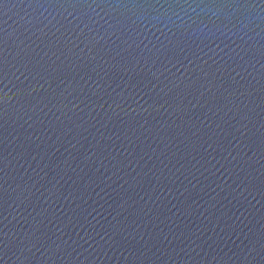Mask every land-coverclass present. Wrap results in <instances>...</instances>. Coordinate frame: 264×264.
Masks as SVG:
<instances>
[{
    "label": "water",
    "instance_id": "95a60500",
    "mask_svg": "<svg viewBox=\"0 0 264 264\" xmlns=\"http://www.w3.org/2000/svg\"><path fill=\"white\" fill-rule=\"evenodd\" d=\"M0 264H264V0H0Z\"/></svg>",
    "mask_w": 264,
    "mask_h": 264
}]
</instances>
